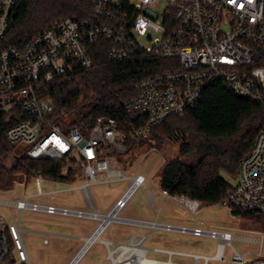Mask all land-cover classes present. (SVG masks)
Listing matches in <instances>:
<instances>
[{
	"label": "built area",
	"instance_id": "2783aa9c",
	"mask_svg": "<svg viewBox=\"0 0 264 264\" xmlns=\"http://www.w3.org/2000/svg\"><path fill=\"white\" fill-rule=\"evenodd\" d=\"M161 1L167 4L162 10ZM15 4L16 0H0V42L9 32ZM141 38L147 42L142 43ZM98 40L111 43L109 60L123 61L143 49L168 60L169 66L136 82L135 96L125 103L129 121L124 127L111 116H98L84 130L51 123L53 105L39 97L38 85L77 66L90 67V44ZM215 82L264 108V0H92V10L83 19L61 17L23 47L0 43V112L9 114L11 120L7 141L21 144L30 158H66L79 170L76 176L82 178L80 189L87 208L30 199L48 193L43 191L39 175L34 177V194L4 199V203L18 212L30 209L97 221L67 264H76L112 221L211 237L217 239V247L213 255L154 247L167 254L166 259H155L147 257V236L133 233L126 242L103 241L107 248L104 264H264V257L247 259L235 249L231 244L235 235L229 231L161 222L155 217L121 216L148 174H129L118 163V156L128 151L131 142L148 138L152 126L193 106ZM126 178H131L128 187L107 212H100L90 185ZM237 178L218 204L231 211L264 213V125L241 158ZM161 192L192 213L199 212L198 200L171 195L166 189ZM149 201L152 206L150 194ZM11 214V222L0 216V264H32L16 213L11 210ZM228 246L229 255L225 253ZM175 254L191 256L194 261H173Z\"/></svg>",
	"mask_w": 264,
	"mask_h": 264
},
{
	"label": "trees",
	"instance_id": "16d2710c",
	"mask_svg": "<svg viewBox=\"0 0 264 264\" xmlns=\"http://www.w3.org/2000/svg\"><path fill=\"white\" fill-rule=\"evenodd\" d=\"M92 10V0H16L10 29L0 42L23 47L53 21L61 17L83 19ZM111 43L98 40L90 44L93 64L77 66L72 72L41 82L39 97L50 100L53 112L49 120L61 127H91L98 116L114 117L122 127L129 121L125 103L135 96L136 82L168 68L169 61L138 49L123 61L109 60ZM11 120L0 112V184L10 187L24 177L73 182L79 170L64 159L30 158L21 144L6 139ZM264 125V108L240 97L219 82L208 85L201 98L181 114L169 116L152 126L146 139L131 142L118 156L126 162L145 144L163 138L179 144L178 154L164 162L160 187L171 195H185L205 205L222 201L229 188L224 173L237 176L239 162L251 149L259 129ZM9 165H4L5 159ZM264 226V213L232 209Z\"/></svg>",
	"mask_w": 264,
	"mask_h": 264
},
{
	"label": "rangeland",
	"instance_id": "374dc122",
	"mask_svg": "<svg viewBox=\"0 0 264 264\" xmlns=\"http://www.w3.org/2000/svg\"><path fill=\"white\" fill-rule=\"evenodd\" d=\"M167 4L160 2V10ZM146 43L145 38H141ZM179 144L176 141L163 138L162 141L143 145L135 155L129 157L120 166L129 174L146 171V183L140 186L121 211V216H130L141 219L156 218L157 221L175 224L199 225L217 230L229 231L235 235L231 244L247 259L264 257V226L242 215L233 214L229 207L220 204L200 207L197 214L192 213L187 206L177 199H165L160 195V172L165 161L178 154ZM10 159L4 160L9 165ZM231 185L237 183V176L223 174ZM43 191L42 196L30 198L39 202H53L77 208H87L86 201L80 189L81 177H75L73 182H61L40 178ZM131 178L117 179L111 182H95L90 185V193L100 212H107L116 198L128 187ZM37 191L34 178L14 182L9 188L0 184V216L5 222L13 220L11 210L16 213V221L22 228V237L25 242L32 264H67L71 257L89 236L97 225V221L89 218H75L61 215L47 214L30 209L21 212L4 203V199L12 200L24 195L34 194ZM149 194L154 198L152 206L149 204ZM161 198V199H160ZM164 198V199H163ZM3 199V200H2ZM177 201V202H176ZM163 203V209L156 207ZM145 205L142 206V204ZM153 208L154 215L151 212ZM145 235L144 246L148 248L147 257L166 259L167 254L153 250L154 247L174 249L186 253L213 255L216 252L217 239L205 236H193L175 231L161 229L150 230L134 224L112 221L101 233L100 240L92 243L86 253L76 264H104L107 258V248L103 241L126 242L133 234ZM47 238V242H43ZM228 246L225 253L229 255ZM176 262L192 263L193 257L175 254L171 258Z\"/></svg>",
	"mask_w": 264,
	"mask_h": 264
},
{
	"label": "crops",
	"instance_id": "0c3cea01",
	"mask_svg": "<svg viewBox=\"0 0 264 264\" xmlns=\"http://www.w3.org/2000/svg\"><path fill=\"white\" fill-rule=\"evenodd\" d=\"M161 189H162V188L160 187V190H161ZM160 195H161L162 197H164L165 199H168V198H169L168 196H165L164 194H162L161 191H160ZM164 198H163V199H164ZM160 199H161V198H160ZM152 201H153L154 204H155V201H154V198H153V197H152ZM176 202H177V201H176ZM143 205H145V203H143L142 206H143ZM163 205H165V204H163V203L160 202V203L157 205L158 207H156V208H157V209H160V211H161V210L163 209V207H164ZM177 224H178V223H177Z\"/></svg>",
	"mask_w": 264,
	"mask_h": 264
},
{
	"label": "bare ground",
	"instance_id": "6f19581e",
	"mask_svg": "<svg viewBox=\"0 0 264 264\" xmlns=\"http://www.w3.org/2000/svg\"><path fill=\"white\" fill-rule=\"evenodd\" d=\"M99 232V231H98ZM96 235H98V233H96Z\"/></svg>",
	"mask_w": 264,
	"mask_h": 264
}]
</instances>
